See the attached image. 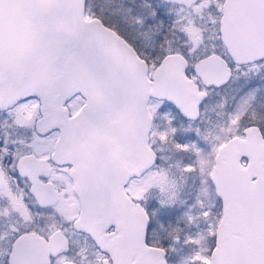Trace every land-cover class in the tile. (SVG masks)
<instances>
[{"label":"snow or ice","instance_id":"6c2138e0","mask_svg":"<svg viewBox=\"0 0 264 264\" xmlns=\"http://www.w3.org/2000/svg\"><path fill=\"white\" fill-rule=\"evenodd\" d=\"M0 264H264V0H0Z\"/></svg>","mask_w":264,"mask_h":264}]
</instances>
